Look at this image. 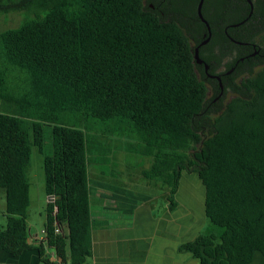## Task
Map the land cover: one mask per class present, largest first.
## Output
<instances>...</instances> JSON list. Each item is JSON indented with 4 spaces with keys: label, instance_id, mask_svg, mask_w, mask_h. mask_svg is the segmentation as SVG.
Returning <instances> with one entry per match:
<instances>
[{
    "label": "trees",
    "instance_id": "obj_1",
    "mask_svg": "<svg viewBox=\"0 0 264 264\" xmlns=\"http://www.w3.org/2000/svg\"><path fill=\"white\" fill-rule=\"evenodd\" d=\"M199 1L0 0L1 15L22 17L0 32L3 251L19 258L36 248L45 264H87L100 189L90 164H111L106 140L121 137L129 152L151 158L142 174L160 183L171 212L184 173L203 182L209 230L179 252L200 264H264V0H252L251 16L247 0L204 2L211 38L200 55L210 52L213 72L233 69L228 82L221 75L218 99L219 81H209L210 98L197 73L195 50L210 36ZM34 147L56 197L38 246L27 219ZM155 197L115 186L110 200L131 218Z\"/></svg>",
    "mask_w": 264,
    "mask_h": 264
},
{
    "label": "rangeland",
    "instance_id": "obj_2",
    "mask_svg": "<svg viewBox=\"0 0 264 264\" xmlns=\"http://www.w3.org/2000/svg\"><path fill=\"white\" fill-rule=\"evenodd\" d=\"M21 18L22 17L19 14H0V32L19 27ZM209 97H213V89L212 93L209 94ZM231 97L232 94L227 95L226 100H229ZM102 139L105 140L104 138ZM106 141L112 146V151L109 155L112 162L109 165H97L95 163L90 164V177L94 186H99V188L103 190L106 195L110 196L112 195V191L115 186L126 187L135 191H141L142 193L154 190L159 194V197H157L159 206L161 207L163 204L168 206L169 202L167 200V196L165 193L161 192L162 186L160 183L149 182L142 174V170L144 168L150 167L151 158H143L129 152L126 149L128 140L125 138L112 137L111 140ZM49 145L50 142L47 143V147H49ZM43 164L44 156L40 153L37 147H34L29 166L31 204L27 211V219L32 231L38 233L39 237H43L45 235L46 209L49 202L45 189ZM98 191L93 189V193L98 194ZM110 196H106L107 198L104 199V203L102 201L97 202L96 196L94 198L92 197L91 208L94 220L101 221V218L104 217L112 218L113 216H118L116 211L110 210L111 206L115 207V203H111L109 200ZM176 197L178 203V215L182 218V223L187 224V221H189L190 224L194 223V229L192 230L191 237H197L209 230L210 222L206 216L205 209H203L205 186L197 174H183ZM5 211L6 196L5 191L1 189L0 226L2 227L7 225ZM48 252L51 255H56V251L53 248H48ZM41 263L45 264L44 262Z\"/></svg>",
    "mask_w": 264,
    "mask_h": 264
},
{
    "label": "crops",
    "instance_id": "obj_3",
    "mask_svg": "<svg viewBox=\"0 0 264 264\" xmlns=\"http://www.w3.org/2000/svg\"><path fill=\"white\" fill-rule=\"evenodd\" d=\"M95 196L97 202H103L110 195L100 189ZM110 201L114 202L112 199ZM110 210L114 211V207L111 206ZM118 216L95 220L92 231L93 256L87 264H200L191 254L179 252L182 243L196 237H191L194 223L187 221V224H183L178 208L171 212L169 206L163 204L160 207L158 198L155 197L152 201L141 204L131 218ZM29 229L31 243L37 246L45 244L46 235L39 237L30 225ZM47 255L52 259L58 258L55 254H49L48 249ZM41 262L36 248L19 258L12 257L0 248V264H42Z\"/></svg>",
    "mask_w": 264,
    "mask_h": 264
},
{
    "label": "flooded vegetation",
    "instance_id": "obj_4",
    "mask_svg": "<svg viewBox=\"0 0 264 264\" xmlns=\"http://www.w3.org/2000/svg\"><path fill=\"white\" fill-rule=\"evenodd\" d=\"M260 25V18L257 17V26ZM209 32V31H208ZM210 34V33H209ZM211 38V34L210 36H208V38ZM205 41V40H204ZM203 41V42H204ZM208 43V42H207ZM206 43V44H207ZM206 44H203L201 43L200 45V48L201 47H204ZM200 48H199V56H200V59L202 60L201 63H198L197 64V73H198V76L205 81V83L209 84V81L210 80H216V81H219L220 83V87H221V92L220 94L218 95L217 99L220 98L223 94H224V91H225V87L223 85V81H222V77L221 75H224V73H226L227 71L225 70L224 67L220 68L219 70H216L217 72H213V69H212V66L210 65V63L208 62V58L211 57V54L210 52L205 48L203 50V54H204V57H201L200 55ZM257 55H258V48H257ZM232 72H233V69L229 72L226 73V75H224L225 77V80L228 82L230 76L232 75ZM220 78V80H219ZM208 88H209V91H208V94H211L212 93V88L210 86V84L208 85ZM214 94V93H213Z\"/></svg>",
    "mask_w": 264,
    "mask_h": 264
},
{
    "label": "water",
    "instance_id": "obj_5",
    "mask_svg": "<svg viewBox=\"0 0 264 264\" xmlns=\"http://www.w3.org/2000/svg\"><path fill=\"white\" fill-rule=\"evenodd\" d=\"M247 1H248V3L251 6V13H250V16H251L252 13H253V10H254V4H253V1L252 0H247ZM204 2H205V0H200L199 1V4H198V15H199L200 19L203 21V23L206 24V26L208 28V31L211 34V26H210L208 20L204 17L203 11H202L203 10ZM238 25L239 24H236L234 26H238ZM209 40H210V37L207 38L204 42H202V45L203 44H206L207 42H209ZM237 43L242 44L240 42H237ZM199 48H200V46L197 47L196 50H195V59H196L197 63H201L202 62V60L200 59V56H199ZM219 80H220V78H219Z\"/></svg>",
    "mask_w": 264,
    "mask_h": 264
},
{
    "label": "built area",
    "instance_id": "obj_6",
    "mask_svg": "<svg viewBox=\"0 0 264 264\" xmlns=\"http://www.w3.org/2000/svg\"><path fill=\"white\" fill-rule=\"evenodd\" d=\"M49 198H48V200L49 201H51V202H55L56 201V197L55 196H48ZM57 232L58 233H61V229L60 228H58L57 229ZM57 260V259H56Z\"/></svg>",
    "mask_w": 264,
    "mask_h": 264
}]
</instances>
